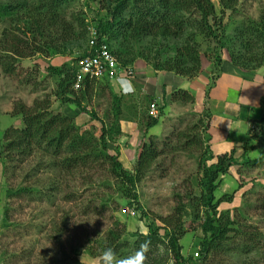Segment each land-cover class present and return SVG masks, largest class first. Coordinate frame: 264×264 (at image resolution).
Instances as JSON below:
<instances>
[{
    "label": "rangeland",
    "instance_id": "rangeland-1",
    "mask_svg": "<svg viewBox=\"0 0 264 264\" xmlns=\"http://www.w3.org/2000/svg\"><path fill=\"white\" fill-rule=\"evenodd\" d=\"M212 1L220 10L218 1ZM86 12L89 24H92L90 22L94 13L88 9ZM263 14L264 0H240L237 12L227 16L228 23L234 34L236 27L248 19L258 20ZM16 19V16H0V59L8 45L14 44L18 38L24 39V35L16 30ZM202 46L203 54H207V44L203 42ZM85 47L86 45H70L63 54L54 57L37 54L27 59L18 58L15 63L21 72L18 78L5 74L0 65V138L6 130L23 128V120L19 116L21 105L33 108L48 104L53 114L71 117L77 126L99 137L100 122L93 121L90 115L81 113L77 107L57 100L55 93L58 79L48 71L50 67L65 64L77 67L78 59L86 52ZM203 61L210 60L204 57ZM223 61L231 64L226 52L223 54ZM134 66L135 73L137 70L142 77L146 76L145 70L149 77V74L157 73L144 61L139 60ZM262 74L264 76V70ZM214 75L210 81L211 88L214 87ZM254 77L255 83L259 84L258 79L262 78L257 73ZM119 80L116 81L121 83L119 90L115 83L101 81L96 83L93 97L83 99V107L103 119L108 128L113 125V117L109 115L112 102L110 90L118 95H134L133 103L145 102L144 108L140 110L142 112L148 111V100H154L151 96L146 100L147 95L140 89L125 92L124 81ZM191 80L181 77L173 93L187 91L179 87ZM210 85L205 94L207 102L212 92ZM167 86L162 87L166 93ZM189 93L195 99V94ZM77 95L83 97L81 93ZM171 96L168 92L160 101L164 115L152 132L159 142L171 137L170 145L174 150L169 148L146 178L137 185L139 202L147 213L145 217L141 212L134 211L136 207H128V200L119 193L126 187L121 186V182L113 177L106 163L94 162L82 174L70 175L60 171L55 167L56 161L53 162L37 149L23 156L4 152L2 156L0 154V264H102V253L115 233H122L123 240L132 245L135 234H148L153 223L163 227L162 221L172 217L179 206L185 207L183 217L187 229V234L180 242L183 255L197 258L196 254L200 252L197 248L198 241L203 238L201 220L196 218L199 212L197 197L200 192L198 164L202 153L196 148L175 151L178 145L175 137L197 124L199 116L204 115L205 110L211 111V108L204 107L199 112L195 103L172 102ZM216 112L214 120H218L220 109L217 108ZM252 124L255 126L249 129L254 133L252 138L231 137L237 141L235 144L239 164L222 177L215 193L217 201L225 197L220 211H228L235 223L232 239L225 247L233 251L216 256V262L222 264H264V160L257 166L246 163L247 159L252 161L260 157L264 143L261 136L254 138L258 136L260 126ZM219 126L223 127V124L220 123ZM145 131L144 125L138 126L137 141L132 142L133 144L122 138L116 140L120 160L130 172L134 169L142 145L139 139ZM204 133L205 131L200 132L202 139ZM211 134L208 131L206 135L213 151ZM216 138L220 139V135ZM224 147L219 141L213 153L220 154L218 152L224 151ZM129 252L131 251L124 253L129 255ZM160 254L169 257L166 264H173L170 253L161 249Z\"/></svg>",
    "mask_w": 264,
    "mask_h": 264
},
{
    "label": "trees",
    "instance_id": "trees-1",
    "mask_svg": "<svg viewBox=\"0 0 264 264\" xmlns=\"http://www.w3.org/2000/svg\"><path fill=\"white\" fill-rule=\"evenodd\" d=\"M217 1L220 10L212 0L0 2V16H16V30L24 35L23 40L18 38L14 44L6 47L0 65L5 74L18 78L21 72L15 65L16 59H27L37 54L54 57L63 54L68 46L76 44L86 45L87 48L88 27L92 25L100 40H104L123 67H134L140 60L156 72H168L195 79L202 72L203 58L207 57L214 63L213 83L223 72L225 52L229 54L230 63L239 70L253 72L264 67V14L258 20L248 19L236 27L233 34L227 16L237 12L240 0ZM87 9L94 13L90 22L92 24H89ZM203 42L207 44V54H203ZM85 55L86 52L82 56ZM77 70V67H70L68 64L48 69L51 75L58 79L55 93L57 100L77 107L81 113L90 115L93 121L100 122L99 137L77 126L73 118L53 114L49 104L33 108L19 105V116L22 117L24 126L21 129L6 130L1 135L0 154L2 156L4 152L23 156L37 149L53 162L56 161L55 167L60 171L70 175L82 174L87 166L94 162L106 163L113 177L121 182V186L126 187L119 193L128 200V207H136L134 211L141 212L145 217L147 213L139 202L137 185L146 178L169 148L174 150L170 145L171 137L159 142L160 140L150 134L160 123L164 109L161 106L160 116L153 118L149 115V109L146 112L140 111L145 102L133 103L134 95H118L110 90L112 102L109 115L113 117V125L108 128L103 119L82 105L84 97H87V100L93 97L98 81L87 79L84 87L75 91L73 85ZM77 93H81L83 97H78ZM148 99L149 96L146 97V100ZM171 101L195 103L194 96L184 90L174 92ZM153 102L154 100H148V108ZM211 119V112L205 110L204 115L199 116L197 124L175 137L178 143L175 151L196 148L202 153L198 164L200 192L197 197L199 212L196 215V218L201 220L203 231V238H199L197 245L199 258H187L183 255L180 242L187 234L183 217L184 206H179L172 217L164 219L163 227L153 223L148 234H135L132 245L123 240L122 233H115L107 248H113L119 256L127 257L133 254L141 243L150 241L146 264H166L169 257L160 254L161 249L171 254L173 264H222L216 262V256L233 251L225 247L232 239L235 223L228 211H220L225 197L217 201L215 193L220 187L222 177L228 175L230 169L239 164V160L235 149L218 155L213 153L208 145L210 139L206 135L210 130ZM124 120L137 122L146 129L145 133H142L139 156L131 172L126 170L121 162L116 143L117 139L124 136L121 129V122ZM261 123L258 125V136L254 138L261 136L264 143V120ZM202 131H205L204 139L200 134ZM253 134L250 130L247 136L242 137L250 139ZM263 160L264 150L258 159H247L246 163L257 166ZM196 218L194 220H197ZM128 250L131 251L129 255L124 253Z\"/></svg>",
    "mask_w": 264,
    "mask_h": 264
},
{
    "label": "crops",
    "instance_id": "crops-1",
    "mask_svg": "<svg viewBox=\"0 0 264 264\" xmlns=\"http://www.w3.org/2000/svg\"><path fill=\"white\" fill-rule=\"evenodd\" d=\"M224 60L227 61L226 57H224ZM263 70L264 67H261L256 71L247 72L239 70L229 63H224L223 73L214 83V87L211 88L210 81L214 71V63L203 61V69L200 75L192 79L190 83L181 84L179 87L180 89L182 88L195 94V107L197 111H203L204 107L211 108L212 121L209 131L212 133L211 135L214 143L213 151H215L214 147L219 145V141L225 146V150L219 151L218 153L223 154L232 149L237 150L235 144L237 141L232 140L231 137L247 136L250 127L253 126L252 123L257 124V126L262 124L261 122L264 120ZM136 73L139 74L137 70ZM144 73L146 75L145 77L137 74V78L131 84L135 87L134 90L140 89L145 95L153 97L154 101L158 103L162 101L163 96L165 94L167 95L168 92L169 95L173 94L174 87L177 86L181 78L180 76L168 72H157L154 73V75L149 74L150 77L147 76L146 70ZM256 73L262 78L258 79L259 84L255 83L254 75ZM116 81L118 80L111 81V83H115L116 89L119 90V88H121V83H116ZM165 85H168L167 93L162 88ZM209 85L212 92L207 102L205 94H207L206 91ZM260 87H262V89ZM196 93H198V95ZM217 108L220 109L219 118H217L218 120H214V114H217ZM216 121H218V124H215ZM220 123L223 124V127L219 126ZM138 126L137 122L129 120L122 121L121 129L124 134L122 139L131 141V144H133L132 142H136ZM221 133H224V135H221ZM150 134L154 136L152 131ZM215 134L216 136L220 135V139H217ZM129 151H133V149H129ZM123 152L121 153L122 155Z\"/></svg>",
    "mask_w": 264,
    "mask_h": 264
},
{
    "label": "built area",
    "instance_id": "built-area-1",
    "mask_svg": "<svg viewBox=\"0 0 264 264\" xmlns=\"http://www.w3.org/2000/svg\"><path fill=\"white\" fill-rule=\"evenodd\" d=\"M89 41L86 55L78 59L74 90L83 88L87 79L96 81L125 80L132 83L136 79L133 67H123L115 59L104 40H100L97 30L92 25L88 28ZM160 104L154 101L149 108V115L158 118ZM198 257V253L196 254Z\"/></svg>",
    "mask_w": 264,
    "mask_h": 264
},
{
    "label": "clouds",
    "instance_id": "clouds-1",
    "mask_svg": "<svg viewBox=\"0 0 264 264\" xmlns=\"http://www.w3.org/2000/svg\"><path fill=\"white\" fill-rule=\"evenodd\" d=\"M98 82H101V81H98ZM123 83H124L125 92L130 93L134 91V88L130 82L124 81ZM73 89H74V85H73ZM149 247H150V241L146 240L145 242L139 245V247L133 254L127 257H121L114 251L113 248H107L106 250L103 251L100 259L102 261V264H146L147 253L149 251Z\"/></svg>",
    "mask_w": 264,
    "mask_h": 264
}]
</instances>
